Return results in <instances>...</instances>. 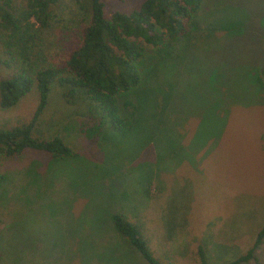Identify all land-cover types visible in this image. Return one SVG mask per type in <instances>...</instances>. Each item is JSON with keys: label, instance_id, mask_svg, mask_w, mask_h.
Masks as SVG:
<instances>
[{"label": "rangeland", "instance_id": "rangeland-1", "mask_svg": "<svg viewBox=\"0 0 264 264\" xmlns=\"http://www.w3.org/2000/svg\"><path fill=\"white\" fill-rule=\"evenodd\" d=\"M103 1L107 17L142 2ZM222 12L243 27L205 29L207 19L225 23ZM199 13L200 28L178 46L182 57L162 60L157 87L170 97L162 103L170 111L164 124L102 145L81 136L75 155L52 162L26 151L0 164L8 174L0 190V264H149L108 232L109 190L112 210L143 224L164 263L198 264L202 244L208 264H225L252 246L264 223V90L253 80L264 64V0H204ZM6 50L0 40V59ZM12 72L0 63V78ZM38 100L32 88L15 106H0V127L28 121ZM68 111L53 88L47 120ZM216 121L219 137L214 129L208 135ZM255 256L240 264H264V238Z\"/></svg>", "mask_w": 264, "mask_h": 264}, {"label": "trees", "instance_id": "trees-1", "mask_svg": "<svg viewBox=\"0 0 264 264\" xmlns=\"http://www.w3.org/2000/svg\"><path fill=\"white\" fill-rule=\"evenodd\" d=\"M103 2L0 0V40L8 53L0 63L13 68L0 78V106H15L32 88L39 95L28 121L0 127V164L20 158L26 151L43 152L49 162L67 158L75 155L81 136L97 144L109 138H136L148 125L156 123L158 128L169 117L170 111L162 103L167 104L170 97L164 89L158 90V75L163 61L182 57L178 46L200 28L197 20L203 17L199 11L204 0H142L136 8L114 10L109 17L104 15ZM224 16L222 12L218 19ZM205 21L208 30L241 29L244 25L231 19L219 26L212 24L213 20ZM258 70L253 80L264 90V64ZM55 87L69 111L47 120ZM218 104L226 106L223 95ZM66 116L74 117L71 127L63 123ZM216 123V128L209 127L208 135L214 129L219 137L222 124ZM160 130L156 136L159 142L165 128L162 136ZM7 176L0 171V190ZM150 178L145 176L147 181ZM110 195L115 196L113 190L103 195L108 232L139 251L149 264H167L155 256L140 221L132 220L123 210H112L116 196ZM263 238L264 223L252 246L225 264L257 260L255 250ZM196 254L198 264H208L204 245H197Z\"/></svg>", "mask_w": 264, "mask_h": 264}]
</instances>
